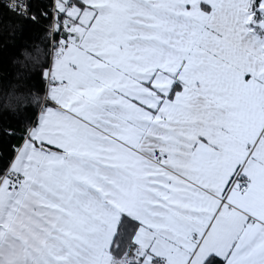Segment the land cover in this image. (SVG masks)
Here are the masks:
<instances>
[{
    "label": "snow or ice",
    "instance_id": "obj_1",
    "mask_svg": "<svg viewBox=\"0 0 264 264\" xmlns=\"http://www.w3.org/2000/svg\"><path fill=\"white\" fill-rule=\"evenodd\" d=\"M26 27L0 264H264V0H0Z\"/></svg>",
    "mask_w": 264,
    "mask_h": 264
},
{
    "label": "trees",
    "instance_id": "obj_2",
    "mask_svg": "<svg viewBox=\"0 0 264 264\" xmlns=\"http://www.w3.org/2000/svg\"><path fill=\"white\" fill-rule=\"evenodd\" d=\"M37 37L34 29L26 27L23 32L11 35L0 29V91L7 88L16 71L15 58L21 55L23 48ZM8 122H0V129L7 127ZM8 138L0 130V153L7 154Z\"/></svg>",
    "mask_w": 264,
    "mask_h": 264
}]
</instances>
